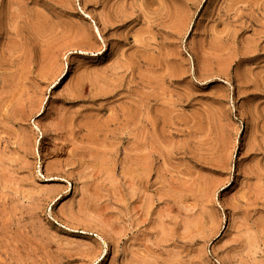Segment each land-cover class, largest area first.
Masks as SVG:
<instances>
[{
    "label": "rangeland",
    "instance_id": "rangeland-1",
    "mask_svg": "<svg viewBox=\"0 0 264 264\" xmlns=\"http://www.w3.org/2000/svg\"><path fill=\"white\" fill-rule=\"evenodd\" d=\"M0 264H264V0H0Z\"/></svg>",
    "mask_w": 264,
    "mask_h": 264
}]
</instances>
